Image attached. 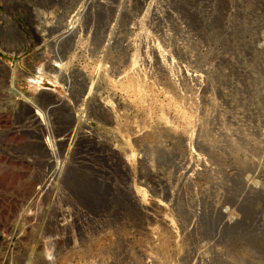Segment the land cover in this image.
Segmentation results:
<instances>
[{
	"label": "rangeland",
	"instance_id": "1",
	"mask_svg": "<svg viewBox=\"0 0 264 264\" xmlns=\"http://www.w3.org/2000/svg\"><path fill=\"white\" fill-rule=\"evenodd\" d=\"M0 264H264V0H0Z\"/></svg>",
	"mask_w": 264,
	"mask_h": 264
},
{
	"label": "built area",
	"instance_id": "2",
	"mask_svg": "<svg viewBox=\"0 0 264 264\" xmlns=\"http://www.w3.org/2000/svg\"><path fill=\"white\" fill-rule=\"evenodd\" d=\"M46 176L43 179H40V181L36 184V191L38 190V192L40 194H42L43 192L48 190V186H49V181H48V177L47 174L44 173ZM36 192V193H38Z\"/></svg>",
	"mask_w": 264,
	"mask_h": 264
},
{
	"label": "bare ground",
	"instance_id": "3",
	"mask_svg": "<svg viewBox=\"0 0 264 264\" xmlns=\"http://www.w3.org/2000/svg\"><path fill=\"white\" fill-rule=\"evenodd\" d=\"M58 65H60V64H53V66L50 68L51 69V71H54V74H56V77H57V75L61 72V74L63 73V70H62V68H60L61 70L59 71L57 68H59V66ZM56 70V71H55ZM40 71H42L43 72V69L42 68H40ZM45 72V71H44ZM64 75L67 77V79H69L68 78V72H64ZM59 76V75H58ZM50 101H53L52 99H49ZM55 103V102H54ZM65 139V138H64ZM61 140H63V138L61 139Z\"/></svg>",
	"mask_w": 264,
	"mask_h": 264
}]
</instances>
